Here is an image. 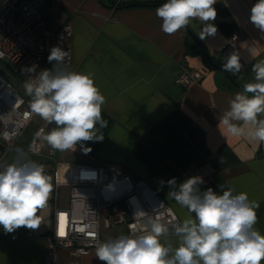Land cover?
<instances>
[{"label":"crops","instance_id":"obj_1","mask_svg":"<svg viewBox=\"0 0 264 264\" xmlns=\"http://www.w3.org/2000/svg\"><path fill=\"white\" fill-rule=\"evenodd\" d=\"M119 1L125 6H117L115 2ZM130 2L145 5L127 6ZM165 2L48 0L42 7L43 14L51 17V27L72 24L71 69L92 74L95 86L105 97L102 119L107 123L106 127L96 125L97 136H104L102 141L84 143L92 149L88 154L77 145L74 152L55 151L52 158L51 147L45 141L41 154L26 152L36 129L44 122L37 115L29 120L0 165L30 161L43 165L46 173L56 166L57 180L62 184L53 186L48 205L38 213L42 217L38 229L21 227L6 234L0 227V264H42L54 208L69 206L71 189L67 182L80 163L102 166L110 176L118 167H124L144 179L183 222L195 214L167 195V181L175 177L177 184L182 183L210 159L217 168V177L200 185L201 191L212 188L222 194L232 187L235 194L247 193L250 201L259 204L255 227L264 235V143L257 146L246 136H233L220 124L229 100L243 87L231 82L222 69L211 66L205 55L208 50L221 61L219 56L228 38L239 34L242 68L238 80L255 82L252 65L264 61V32L249 20L257 0H217L214 36L200 39L204 22L195 19L189 23L200 43L187 28L173 35L162 31V20L155 13ZM184 62L205 74L188 88L176 83ZM102 235L109 240L128 233L124 226H118L109 236L103 231ZM161 242L176 247L178 237L171 234ZM95 251L75 255L67 248L57 249L61 264H104Z\"/></svg>","mask_w":264,"mask_h":264},{"label":"clouds","instance_id":"obj_2","mask_svg":"<svg viewBox=\"0 0 264 264\" xmlns=\"http://www.w3.org/2000/svg\"><path fill=\"white\" fill-rule=\"evenodd\" d=\"M216 3L217 0H166L156 8L155 14L162 20V31L168 35L199 19L205 24L199 37L203 40L217 33L212 23L217 18ZM249 20L264 32V0H257L252 6ZM67 56V50L53 46L47 57L53 64L52 69L30 75L23 87L31 97V112L46 124L56 125L47 133L40 128L36 138L45 141L54 151L74 152L80 145L84 154H88L92 149L84 147L85 142L104 139L103 135L97 136L96 125L106 127L107 122L102 119L105 97L95 86L91 73L58 67ZM37 67H25L21 72L34 74ZM241 68L238 51L225 57L224 72L235 75ZM251 70L255 73V82L245 83L243 91L229 100V108L219 122L229 134L246 136L259 146L264 143V118H261L264 117V61L253 64ZM91 176L94 178L95 173ZM203 183V177L198 175L179 184L175 177L167 181L170 187L167 195L195 214L194 218L190 215L182 223L171 225V231L178 237V246L162 243L161 237L169 234V226L159 218L148 217L147 226L139 233L98 241L96 258L104 264H262L264 235L255 227L259 204L250 201L245 192L235 194L232 187L222 194L212 188L201 191ZM52 191V177L46 174L43 165L30 161L0 165L3 231L7 234L21 227L38 229L42 224L38 213L48 205Z\"/></svg>","mask_w":264,"mask_h":264},{"label":"built area","instance_id":"obj_3","mask_svg":"<svg viewBox=\"0 0 264 264\" xmlns=\"http://www.w3.org/2000/svg\"><path fill=\"white\" fill-rule=\"evenodd\" d=\"M48 0H0V161L15 147L29 120L35 115L29 103L31 97L23 87L30 75L41 70L52 69L47 57L53 46L67 50L63 65L71 69L73 49L69 43L73 27L70 22L58 28L50 26L51 17L45 16L42 7ZM241 49L239 34L231 35L223 52L228 55ZM55 63V62H54ZM38 65L36 73H22L21 69ZM205 74L185 62L176 77V83L188 88L200 82ZM56 127L42 122L45 132ZM35 133L26 149L32 154L43 152V140ZM52 158L55 151L49 150ZM56 166L46 174L52 177L58 188ZM95 173L92 178L91 174ZM202 176L205 183L217 177V168L208 159L197 166L192 176ZM70 185L68 207L54 208L53 228L47 235L48 247L42 264H61L57 249L67 248L72 254L84 255L96 249L98 241H106L102 225L107 229L124 226L128 236L139 233L147 226V218H159L170 228L173 223H182L177 212L144 179L136 177L124 167H118L110 176L102 166L76 164ZM204 184V183H203ZM111 186V187H109ZM144 212L146 215H139ZM137 213V214H136ZM61 228L64 235H60ZM166 237V236H164ZM164 237H161L164 238Z\"/></svg>","mask_w":264,"mask_h":264},{"label":"water","instance_id":"obj_4","mask_svg":"<svg viewBox=\"0 0 264 264\" xmlns=\"http://www.w3.org/2000/svg\"><path fill=\"white\" fill-rule=\"evenodd\" d=\"M101 1H103V0H101ZM134 5H145V3H142V2H130V3L127 4V6H134ZM186 28L192 34V36L200 43V41L198 40L196 35L192 32L190 26L188 25ZM205 55H206L207 60H208V62L210 63L211 66L218 67V68L222 69V64L225 62V57L227 56L224 52H222L220 54V56H219L221 61L215 60V58L210 55L208 50H205ZM226 74H227L228 78L230 79V81L235 83L236 85H238L240 87H243V85L245 84V83H242V82H240L238 80V78L240 76V72L235 74V75H233L231 73H227V72H226Z\"/></svg>","mask_w":264,"mask_h":264},{"label":"rangeland","instance_id":"obj_5","mask_svg":"<svg viewBox=\"0 0 264 264\" xmlns=\"http://www.w3.org/2000/svg\"><path fill=\"white\" fill-rule=\"evenodd\" d=\"M102 231H103V233H105V235L109 236L112 233L113 229H106L102 225Z\"/></svg>","mask_w":264,"mask_h":264},{"label":"trees","instance_id":"obj_6","mask_svg":"<svg viewBox=\"0 0 264 264\" xmlns=\"http://www.w3.org/2000/svg\"><path fill=\"white\" fill-rule=\"evenodd\" d=\"M162 1H164V0H160V2H162ZM115 4H116L117 6H125V4H124V3H121V1H119V2H115Z\"/></svg>","mask_w":264,"mask_h":264},{"label":"snow or ice","instance_id":"obj_7","mask_svg":"<svg viewBox=\"0 0 264 264\" xmlns=\"http://www.w3.org/2000/svg\"><path fill=\"white\" fill-rule=\"evenodd\" d=\"M65 233H64V230H63V228H61V231H60V235H64Z\"/></svg>","mask_w":264,"mask_h":264}]
</instances>
